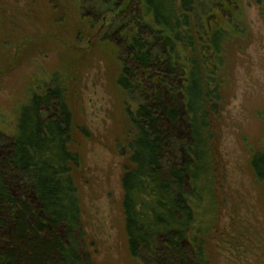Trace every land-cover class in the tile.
<instances>
[{
  "label": "trees",
  "instance_id": "obj_1",
  "mask_svg": "<svg viewBox=\"0 0 264 264\" xmlns=\"http://www.w3.org/2000/svg\"><path fill=\"white\" fill-rule=\"evenodd\" d=\"M196 8L197 0H132L120 18L117 86L137 104L126 107L131 169L121 181L123 212L129 253L139 264H210L206 239L218 218L219 74L238 32L235 21L215 24L202 49ZM37 91L20 109L16 134L1 140L0 264H95L82 252L74 179L80 157L71 148L66 91L60 80ZM183 120L184 137L177 134ZM176 137L179 155L170 161ZM250 166L264 187V150Z\"/></svg>",
  "mask_w": 264,
  "mask_h": 264
},
{
  "label": "rangeland",
  "instance_id": "obj_2",
  "mask_svg": "<svg viewBox=\"0 0 264 264\" xmlns=\"http://www.w3.org/2000/svg\"><path fill=\"white\" fill-rule=\"evenodd\" d=\"M131 2L0 0V146L2 137L16 134L20 109L35 91L60 80L74 118L71 148L80 157L74 179L82 252L95 264H139L129 253L121 185L131 169L126 107L137 104L117 86L120 18ZM194 17L204 50L215 24L235 21L238 32L219 74L222 99L213 127L218 218L206 239L208 261L264 264V187L250 166L252 155L264 150V0H197ZM185 120L177 129L183 137ZM179 143L176 137L170 161Z\"/></svg>",
  "mask_w": 264,
  "mask_h": 264
}]
</instances>
